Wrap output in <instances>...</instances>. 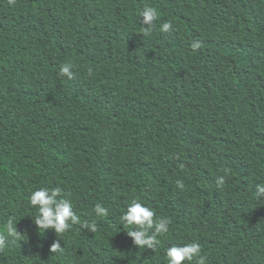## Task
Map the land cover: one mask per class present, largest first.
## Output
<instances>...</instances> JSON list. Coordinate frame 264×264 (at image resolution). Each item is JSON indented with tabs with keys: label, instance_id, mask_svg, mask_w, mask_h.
I'll list each match as a JSON object with an SVG mask.
<instances>
[{
	"label": "trees",
	"instance_id": "16d2710c",
	"mask_svg": "<svg viewBox=\"0 0 264 264\" xmlns=\"http://www.w3.org/2000/svg\"><path fill=\"white\" fill-rule=\"evenodd\" d=\"M259 184L264 0H0V234L9 218L23 234L0 264H168L193 242L205 264H264ZM41 187L62 188L80 222L40 233ZM133 201L169 220L154 250L118 225Z\"/></svg>",
	"mask_w": 264,
	"mask_h": 264
},
{
	"label": "clouds",
	"instance_id": "9594fccd",
	"mask_svg": "<svg viewBox=\"0 0 264 264\" xmlns=\"http://www.w3.org/2000/svg\"><path fill=\"white\" fill-rule=\"evenodd\" d=\"M14 2V0H12ZM140 23L144 26L151 27L154 20L157 18V12L152 7H144L140 13ZM173 28L171 21H165L161 25L162 31H169ZM198 42H193L191 47L193 50L199 48ZM70 64L62 65L60 68L61 74L66 76L68 79L73 78V72ZM224 177H217L216 184L218 187L223 186ZM177 187L183 188V182L177 181ZM256 195L258 197H264V184L256 186ZM30 205L34 206L38 215L33 220L37 230L41 233L45 230H53L54 233L63 234L67 232L73 225L80 222L79 217L73 211V204L70 199L66 198V194L60 187L46 188L41 187L34 190L29 196ZM108 209L97 203L93 212L98 217H105L108 215ZM154 211L141 204L138 201H133L129 204L121 215L120 220L123 228H128L126 235L131 238L132 243L135 247L146 248L154 250L160 241L157 237L161 234L167 233L169 220L160 219L154 220ZM17 221L9 218L7 221V232L6 234H0V249L7 246L8 239H19L23 234L17 231ZM91 231H96L97 225L93 221L90 225ZM62 250L60 241L52 243L50 251ZM168 264H182L184 261L196 260V264H205L206 256L201 254V246L198 243H189L183 246L173 245L168 248L166 252Z\"/></svg>",
	"mask_w": 264,
	"mask_h": 264
}]
</instances>
